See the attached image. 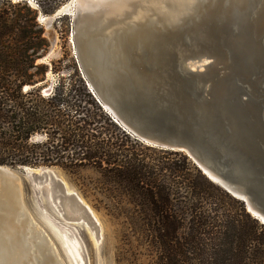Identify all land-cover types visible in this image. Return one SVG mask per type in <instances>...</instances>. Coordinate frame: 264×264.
I'll use <instances>...</instances> for the list:
<instances>
[{
	"label": "water",
	"instance_id": "1",
	"mask_svg": "<svg viewBox=\"0 0 264 264\" xmlns=\"http://www.w3.org/2000/svg\"><path fill=\"white\" fill-rule=\"evenodd\" d=\"M65 14L82 77L114 121L186 154L264 224V0H67L39 20ZM11 234L0 229V264H33Z\"/></svg>",
	"mask_w": 264,
	"mask_h": 264
},
{
	"label": "trees",
	"instance_id": "2",
	"mask_svg": "<svg viewBox=\"0 0 264 264\" xmlns=\"http://www.w3.org/2000/svg\"><path fill=\"white\" fill-rule=\"evenodd\" d=\"M65 1L39 5L52 13ZM28 2L0 0V165L97 170L107 199L101 207L151 248L154 264H264V224L186 154L123 130L88 88L75 56L70 81L53 63L61 76L50 94L42 92L48 66L37 59L49 40Z\"/></svg>",
	"mask_w": 264,
	"mask_h": 264
},
{
	"label": "rangeland",
	"instance_id": "3",
	"mask_svg": "<svg viewBox=\"0 0 264 264\" xmlns=\"http://www.w3.org/2000/svg\"><path fill=\"white\" fill-rule=\"evenodd\" d=\"M28 1L39 9L38 21L49 40L48 50L37 59V63L48 66L42 88V92L47 90L44 94L48 95L61 76L51 70L53 63L65 71V79L70 81L67 73L71 71V58L75 54L71 31L67 33L65 29L72 16L60 15L50 26H46L39 18L53 15L54 12L44 13L41 7L53 8L55 3L51 0ZM65 3L58 5L55 10ZM148 155L161 156L152 152ZM10 168L19 177L18 185L13 188V193L1 192L0 200L17 202L22 213L18 217L19 224L26 225V221L33 216L39 225L50 231L55 238L52 242L66 264H154L155 254L151 248L133 234L122 217L109 215L101 207L107 199L97 170L85 167L68 171L54 166ZM44 172L45 178L40 176ZM23 231L22 227L20 232ZM24 253L25 257L31 259L29 253Z\"/></svg>",
	"mask_w": 264,
	"mask_h": 264
},
{
	"label": "bare ground",
	"instance_id": "4",
	"mask_svg": "<svg viewBox=\"0 0 264 264\" xmlns=\"http://www.w3.org/2000/svg\"><path fill=\"white\" fill-rule=\"evenodd\" d=\"M17 185L18 178L16 174L0 171V193L6 192L9 194ZM17 205L15 200L6 202L0 200V229L2 227L10 229L13 233L11 234L12 238H15V245L19 249L24 250V252L29 253L31 260L36 259L35 262L37 264H44L43 260L45 258H47V264H62L61 261L56 258V252L54 253L51 243L44 237L45 233L36 226L32 218H29L28 221L23 219L26 221V225H23V223L19 224L18 217L21 216L22 213ZM22 227L24 231L20 232ZM35 262H33V264Z\"/></svg>",
	"mask_w": 264,
	"mask_h": 264
}]
</instances>
